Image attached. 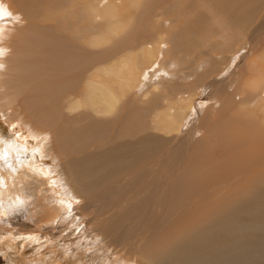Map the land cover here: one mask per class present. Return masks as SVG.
<instances>
[{
	"label": "bare ground",
	"instance_id": "bare-ground-1",
	"mask_svg": "<svg viewBox=\"0 0 264 264\" xmlns=\"http://www.w3.org/2000/svg\"><path fill=\"white\" fill-rule=\"evenodd\" d=\"M0 120V264H264V0H0Z\"/></svg>",
	"mask_w": 264,
	"mask_h": 264
},
{
	"label": "rangeland",
	"instance_id": "rangeland-1",
	"mask_svg": "<svg viewBox=\"0 0 264 264\" xmlns=\"http://www.w3.org/2000/svg\"><path fill=\"white\" fill-rule=\"evenodd\" d=\"M235 71H236V67L232 70V72H234L235 73ZM196 95H199L197 98L199 99H196L195 100V98L196 97H194V100L196 101V104L198 103H205V102H207L206 100H205V98H203V100H202V96L200 95V92L198 91L197 92V94ZM200 97V98H199ZM204 97V96H203ZM195 101H194V103H195ZM203 101H205V102H203ZM199 111V110H198ZM197 111V113H199ZM2 122H1V120H0V125H2L1 124ZM3 127H5L4 126V124H3ZM9 133V132H8ZM60 193L58 192L57 193V195H59ZM4 219H5V217H3ZM3 218H1V220H0V225L2 224V221H5ZM3 219V220H2ZM1 235V234H0ZM108 252V253H107ZM109 257V258H108ZM130 260V261H129ZM132 259H129V258H127V257H123V256H118V255H111L110 253H109V251H106V250H103L102 251V253L99 255V256H95V259H94V261H91V259L89 258V261H87V262H85V264H131L132 262H133V260L131 261ZM135 261V260H134ZM136 262V261H135ZM134 264H138L137 262L136 263H134Z\"/></svg>",
	"mask_w": 264,
	"mask_h": 264
},
{
	"label": "snow or ice",
	"instance_id": "snow-or-ice-1",
	"mask_svg": "<svg viewBox=\"0 0 264 264\" xmlns=\"http://www.w3.org/2000/svg\"><path fill=\"white\" fill-rule=\"evenodd\" d=\"M4 15H7V13H4Z\"/></svg>",
	"mask_w": 264,
	"mask_h": 264
}]
</instances>
